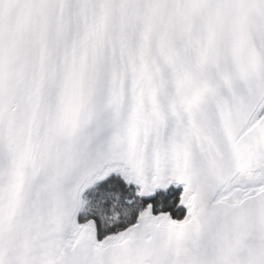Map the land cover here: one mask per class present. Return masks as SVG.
Segmentation results:
<instances>
[{
  "label": "snow or ice",
  "instance_id": "1",
  "mask_svg": "<svg viewBox=\"0 0 264 264\" xmlns=\"http://www.w3.org/2000/svg\"><path fill=\"white\" fill-rule=\"evenodd\" d=\"M0 264H264V0H0Z\"/></svg>",
  "mask_w": 264,
  "mask_h": 264
}]
</instances>
